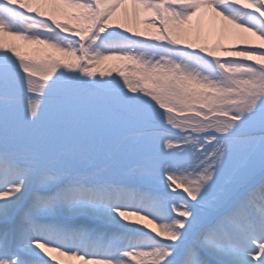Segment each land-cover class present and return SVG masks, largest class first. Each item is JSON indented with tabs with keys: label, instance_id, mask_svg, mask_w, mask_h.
<instances>
[{
	"label": "snow or ice",
	"instance_id": "obj_1",
	"mask_svg": "<svg viewBox=\"0 0 264 264\" xmlns=\"http://www.w3.org/2000/svg\"><path fill=\"white\" fill-rule=\"evenodd\" d=\"M0 264H264V0H0Z\"/></svg>",
	"mask_w": 264,
	"mask_h": 264
}]
</instances>
